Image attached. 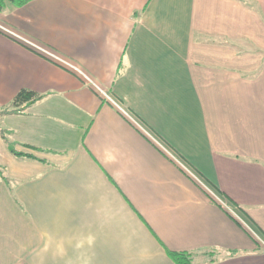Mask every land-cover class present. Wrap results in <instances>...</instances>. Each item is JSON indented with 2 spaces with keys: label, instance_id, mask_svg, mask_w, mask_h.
<instances>
[{
  "label": "crops",
  "instance_id": "crops-1",
  "mask_svg": "<svg viewBox=\"0 0 264 264\" xmlns=\"http://www.w3.org/2000/svg\"><path fill=\"white\" fill-rule=\"evenodd\" d=\"M21 89L0 264H264V0L9 7L0 109Z\"/></svg>",
  "mask_w": 264,
  "mask_h": 264
},
{
  "label": "trees",
  "instance_id": "trees-1",
  "mask_svg": "<svg viewBox=\"0 0 264 264\" xmlns=\"http://www.w3.org/2000/svg\"><path fill=\"white\" fill-rule=\"evenodd\" d=\"M31 0H0V12L6 11L9 7H22ZM42 99V95H39L28 89L19 90L12 98L10 106L5 109H0V117L22 111L26 107L38 102ZM12 132L0 125V137L4 141L8 152L17 159H33L29 153H25L17 149L18 143L11 138ZM24 148L32 149L31 146L21 144ZM5 183L8 179L2 176ZM167 256L174 264H194L195 256L192 253H174L166 251ZM214 253L210 252L204 255L205 261H211L214 258Z\"/></svg>",
  "mask_w": 264,
  "mask_h": 264
}]
</instances>
